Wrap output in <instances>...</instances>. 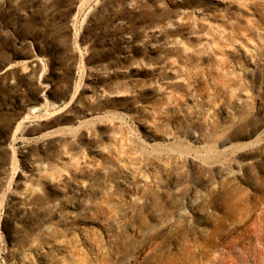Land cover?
Masks as SVG:
<instances>
[{
	"label": "rangeland",
	"instance_id": "1",
	"mask_svg": "<svg viewBox=\"0 0 264 264\" xmlns=\"http://www.w3.org/2000/svg\"><path fill=\"white\" fill-rule=\"evenodd\" d=\"M6 66L0 264H264V0H0Z\"/></svg>",
	"mask_w": 264,
	"mask_h": 264
},
{
	"label": "bare ground",
	"instance_id": "2",
	"mask_svg": "<svg viewBox=\"0 0 264 264\" xmlns=\"http://www.w3.org/2000/svg\"><path fill=\"white\" fill-rule=\"evenodd\" d=\"M66 106H67V104H66ZM66 106H65V107H66ZM36 108H37V107L34 106L32 109L35 110ZM52 113H53V112H52ZM50 114H51V113H50ZM23 117H24V118H23ZM23 117H22L21 121L24 120V119H26V118H28V116H25V115H24ZM19 123H20V122H19ZM19 123H18V125H19ZM18 125L15 127L16 130H17V128H18Z\"/></svg>",
	"mask_w": 264,
	"mask_h": 264
},
{
	"label": "water",
	"instance_id": "3",
	"mask_svg": "<svg viewBox=\"0 0 264 264\" xmlns=\"http://www.w3.org/2000/svg\"><path fill=\"white\" fill-rule=\"evenodd\" d=\"M30 60V59H28ZM9 66L4 67L3 69H1L0 71H5ZM26 112H24L21 116L20 119H22V117L25 115ZM15 127V126H14Z\"/></svg>",
	"mask_w": 264,
	"mask_h": 264
}]
</instances>
